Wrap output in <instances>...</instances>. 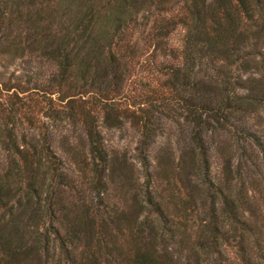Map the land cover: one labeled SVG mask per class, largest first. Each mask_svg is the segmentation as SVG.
I'll return each mask as SVG.
<instances>
[{"label":"trees","instance_id":"trees-1","mask_svg":"<svg viewBox=\"0 0 264 264\" xmlns=\"http://www.w3.org/2000/svg\"><path fill=\"white\" fill-rule=\"evenodd\" d=\"M0 56L52 71L33 85L0 78V264H264V208L244 187L245 151L262 146L246 123L264 110V0H0ZM139 73L142 101L124 107ZM167 108L187 147L176 167L154 171ZM100 115L110 128L129 119L142 137L145 179L122 207L108 182L127 172L109 156ZM78 123L85 180L53 147L57 126ZM222 133L242 159L219 182L210 142ZM160 176L183 188L181 205ZM73 190V201L59 194Z\"/></svg>","mask_w":264,"mask_h":264},{"label":"rangeland","instance_id":"rangeland-1","mask_svg":"<svg viewBox=\"0 0 264 264\" xmlns=\"http://www.w3.org/2000/svg\"><path fill=\"white\" fill-rule=\"evenodd\" d=\"M51 72V67L47 63L41 62L35 57L27 56L6 63L0 56V78L4 81L10 79L22 82L30 81L29 84L33 85L36 81L38 83L45 82ZM140 76L144 77L145 75L143 73H139L137 76L134 75L131 80L132 82L127 84L128 93L126 97L121 98L119 101L124 107H127L131 103L142 101L141 96L145 89L140 86ZM49 96L58 98V93L53 91L51 94H47L45 98ZM167 113L170 117L161 115L163 117L161 118V129L155 142L149 149V157L154 171L162 169L171 170L176 167L181 147H187L185 135L180 134L179 125L172 120L176 112L167 108ZM46 119V117H42V120ZM102 119V115H100V130L109 156L117 168H122L124 169L123 171L127 172L123 176L120 175L121 173L112 177L110 176L108 182L109 190L107 198L112 203H115L116 207H122L125 199L130 198L145 179L139 152L142 137L140 131L132 125L129 119H124L123 126L116 128L105 127ZM178 120H180V123L184 122L183 118L179 119L178 117ZM246 126L258 133L262 146L248 148L245 151L244 157L247 154V157L249 156L251 159L248 160L250 176H247L244 187L251 198L253 197L251 201L254 203V206L264 208V110L248 118ZM210 143L212 145V171L216 180L221 182L225 178L224 171L229 166L234 169L233 175H236L237 165L242 156L241 149L233 143V139L227 134H215ZM69 144L75 145V150L79 152L77 158H72L70 152L67 151ZM53 147L63 159L64 170L69 176L76 180H85L84 175H86L88 168L83 164V160L88 158V143L82 125L78 123L66 127L65 124L57 126L53 133ZM229 152L234 154L232 158H227ZM0 157L2 160H5L3 155ZM159 183L161 188H167L166 192L168 194L175 195L173 197L174 202L182 204V198L184 197L183 188H180L178 184H173V181L169 183L163 180L161 176L159 177ZM236 184L237 188L240 187L238 181ZM59 194L65 196L66 200L73 201L80 193L77 190H73L69 193ZM173 211H175V208H173Z\"/></svg>","mask_w":264,"mask_h":264}]
</instances>
